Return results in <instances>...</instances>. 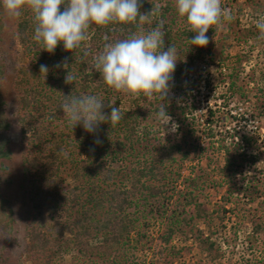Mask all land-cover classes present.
<instances>
[{
    "label": "trees",
    "instance_id": "obj_1",
    "mask_svg": "<svg viewBox=\"0 0 264 264\" xmlns=\"http://www.w3.org/2000/svg\"><path fill=\"white\" fill-rule=\"evenodd\" d=\"M155 3L157 2L153 1L151 5L148 4L147 8L151 9ZM60 8L62 11L64 5L62 4ZM21 12L23 15L17 24L16 37L25 52L24 56L30 59L15 69L12 97L16 103L10 100L6 88L3 86L0 88V160L3 163L11 159L10 132L14 124H19L24 139L27 136L25 128L30 126L32 133L27 141L28 152L22 157V166L24 179L28 185L27 199L30 202L28 217L31 218L25 235L24 253L29 254L32 260L40 261L41 264H52V255L62 249L59 238L64 233H69L78 252L76 257L83 258L86 264H97V261L109 264H137V260L133 258V250L137 246L133 245H136L134 242L139 243L143 237L138 231V218L141 213L139 207L152 199L163 197L168 187L175 189L174 183L177 184L178 180L174 179V182L170 175H173L175 171L173 167L177 161L184 165L188 160H195L194 156L200 155L199 151L204 154L212 147L210 155L214 152H224L223 169H230L229 174L237 180L238 174L242 171L238 169L239 166L257 163L260 153L250 151L257 141L254 134H242L238 140L236 134L213 140L217 136L211 118L208 120L210 128L203 130L199 121L189 126L187 135L195 138L194 147L189 148L191 144L188 145L186 138L170 144L161 136L158 137L151 129L154 127L151 120L160 105H166V110L178 127L183 125L192 113L191 108L188 110L185 106H175L169 101L170 96L163 100L157 95L149 98L142 93L131 94L134 106L130 108L122 106V99L126 97V93L116 92L103 82L100 74L92 69V58L99 53L105 43L126 38L133 32L138 34L144 24L139 28L135 24L96 25L89 39L82 42L81 49L65 51L60 49L62 46L60 44L55 52L50 54L39 48L35 50L38 46L32 39L33 14H30L27 6H24ZM173 12L175 11L171 1L160 5L159 15L163 18H168ZM154 17L159 20V16L152 18ZM4 26L0 18V39H3L1 34ZM193 35L194 33L188 31L184 19L169 21L168 24L165 22V50L172 44L177 52L187 51L183 47L189 43V37ZM256 36L258 34L249 30L242 38L256 39ZM84 50L88 51L87 56L83 55ZM33 55L37 57V61ZM65 56L70 61L68 69L78 77L74 84H65L67 70L56 67ZM41 64L56 67L57 70L54 74H51L53 70L47 73V76L54 80L48 91L49 83L44 78L46 75L40 73ZM183 67V62L176 66L169 94L179 96L183 93L191 96L192 91L197 88L195 79L182 81ZM7 68L5 58L0 57V80L6 78ZM230 77L232 78L231 83L229 82L230 89L236 88L237 80L240 79L239 72L233 70ZM238 89L234 92H238ZM69 94L97 95L105 101L103 111L106 114L111 111L107 106L109 101L113 103L112 106L120 108L122 118L115 126L110 127V123L99 125L100 144L90 143L85 149L82 146L84 142L82 127L79 125L69 127L62 109H59L63 97ZM177 109L180 112H177ZM210 114L214 115V112L210 110ZM225 119L223 117V120ZM47 120L62 123L64 128H68L67 132L58 134L51 132L46 124ZM203 133L211 139L207 148L200 146L203 142L201 136ZM228 138L231 142H227ZM154 139H158V146L151 144ZM142 143L143 148L140 146ZM77 148H81L78 155L75 154ZM179 153L180 159L177 157ZM112 154L126 155L132 159L133 164L129 169L116 165L109 166L107 159ZM180 163L177 165H182ZM5 168L6 166L1 165V169ZM64 174L70 177L73 183L64 184ZM180 177L181 172L178 170L177 178ZM191 189L184 194V197L186 196L184 201L188 206L198 203L195 200L194 188ZM7 202L8 200L0 195V238L12 234L13 231V210ZM53 207H60L65 212L63 222L50 221L46 217V210ZM134 207L138 209L137 212L132 210ZM196 207H198L196 216L191 215L188 220L182 217L179 222H175L178 220L176 218L169 224L161 240L170 243L173 235L182 230L185 223L190 224L195 220L193 217L208 219L211 222L215 220L214 215L203 205L196 204ZM167 211L166 208L165 212ZM258 220L252 221L253 234L264 235V213ZM134 231H137V236L134 235ZM198 231L200 233L195 237L202 251L212 260H217L221 255V245L212 238L213 236L205 237L203 230ZM8 251L7 245L0 247V264L8 259Z\"/></svg>",
    "mask_w": 264,
    "mask_h": 264
},
{
    "label": "rangeland",
    "instance_id": "obj_2",
    "mask_svg": "<svg viewBox=\"0 0 264 264\" xmlns=\"http://www.w3.org/2000/svg\"><path fill=\"white\" fill-rule=\"evenodd\" d=\"M153 1L162 5L168 0H143L139 10L144 13L149 12L151 9L147 6ZM169 1L174 8V0ZM220 2L221 7L231 14L232 19L222 20L220 24L209 28L206 33L209 37L207 46L190 47L188 43L183 47L187 51L176 53V66L182 62L184 65L182 81L195 79L197 88L192 91L191 96L183 93L179 96L169 94L168 96L171 97L169 101L175 106H185L188 110L191 108L193 114L188 111L189 118L177 128L175 133L166 132L154 115L151 120L154 127L151 129L158 137L161 136L170 144L186 138L188 145L191 144L190 148L194 147L195 138L187 135V130L192 124H197V121L200 122V128L203 130L210 128L208 120L211 118L217 136L213 140L229 134H236L238 140L242 134L252 133L257 141L250 151L260 153V156L255 165L245 163L239 166L238 169L242 171L238 174V180L229 174L230 169H223L224 152H214L215 155L213 153L210 155L212 147L204 154L199 151L200 155L196 154L195 160H188L184 165L177 161L173 167L175 171L170 175L173 180H178L177 184L174 183L175 189L168 187L163 197L152 199L139 207L141 213L138 218V231L143 237L139 236L141 241L134 242L136 245H133L137 246L133 250V258L137 260V264H264V235L261 233L256 236L252 231V221L255 219V222H258L259 216L264 213V39L259 37L255 27L258 13H264V0H220ZM22 15L21 12L18 17H10L0 8V18L5 25L1 34L3 39H0L2 45L0 57L5 58L8 65L7 76L0 80V88L3 86L7 89L13 103H16L12 97L15 69L30 59L24 56L25 52L16 37L17 24ZM158 19L165 18L159 15ZM173 19L181 21L184 18L173 12L168 15L165 22L168 24L169 21H175ZM150 21L151 23H144L142 28L147 30L154 26V21L157 22L155 17H151ZM95 26V24L89 25L87 40ZM249 30L258 34L256 39L242 38ZM38 48L36 47L35 50ZM60 49L63 50V46ZM67 56L62 61L67 58L68 64L70 61ZM33 58L37 61L35 55ZM48 68L53 70L51 74L57 72L56 67ZM233 70L239 72L240 79L237 80L236 88L230 89L229 82L232 81L230 76ZM44 78L49 83L48 91L54 80L48 76ZM238 87L241 89L239 90ZM235 89H238V92H234ZM132 100L131 94L126 93L121 104L130 108L134 106ZM178 110L177 112H180ZM210 110L214 115L210 114ZM223 117L226 119L223 120ZM46 124L55 134L67 132L68 129L57 121H48ZM81 129L84 135L82 146L86 149V146L90 143L94 144V141L99 139V128L95 133ZM25 132L27 136L24 139L19 124H14L10 132L11 159L3 163L0 160V195L8 200L7 204L12 208L14 216L12 234L0 238V247L7 245L9 248L8 259L2 264H41L40 261L32 260L29 254L24 253V240L31 218L28 217L30 202L27 199L28 185L24 179L22 157L28 152L27 141L32 133L30 126L25 128ZM201 136L203 142L200 146L207 148L211 142L210 138L205 133ZM227 142H231V139L228 138ZM151 144L158 146V139H154ZM140 146L143 148V143ZM80 150L81 148H77L75 154L81 153ZM177 157L180 159V153ZM107 160L109 166L116 165L123 169H129L133 164L132 159L126 155L112 154ZM179 163L182 165H177ZM1 165L6 168L1 169ZM178 170L181 172L180 178H177ZM63 180L64 184L73 183L66 174L63 175ZM191 188H194L196 194L195 200L198 202L196 204L203 205L214 215L215 220L211 222L208 219L193 217L195 220L192 223H185L182 230H178L173 235L171 242L165 243L161 240V236L171 222L176 218L178 220L175 222H179L182 217L188 220L191 215L197 214L196 204L188 206L184 201L186 198L184 194L192 190ZM166 208L167 212H165ZM132 210L137 212L138 209L134 207ZM46 217L50 221L63 222L66 216L60 207H53L46 210ZM198 230H203L205 237L213 236L212 238L221 245V255L217 260H212L202 251L195 237L200 233ZM134 235L137 236V231H134ZM71 238L72 235L69 233H64L59 238L62 249L52 255V264H86L83 258L76 257L78 252ZM97 264H109V262L97 261Z\"/></svg>",
    "mask_w": 264,
    "mask_h": 264
},
{
    "label": "clouds",
    "instance_id": "obj_3",
    "mask_svg": "<svg viewBox=\"0 0 264 264\" xmlns=\"http://www.w3.org/2000/svg\"><path fill=\"white\" fill-rule=\"evenodd\" d=\"M143 0H0L2 8L10 17H18L21 9L27 6L33 14L34 28L32 39L40 50L54 53L62 44L65 51L81 49L87 39L90 24H135L139 28L151 23L150 18L159 16L160 4H152L149 12H140ZM64 5L61 11L60 6ZM176 14L184 18L188 31L189 44L205 47L209 43L206 35L209 28L223 21H230L231 14L221 7L220 0H174ZM255 27L259 37L264 39V13H258ZM165 21L159 19L147 30L131 33L126 38L105 43L99 53L93 55L92 69L100 74L103 82L116 91L127 94H143L151 98L157 95L166 100L174 80L177 50L171 44L164 46ZM107 39V37H105ZM89 53L84 50L83 55ZM67 58L57 63V68L66 69L65 84H74L77 75L68 69ZM49 68L40 65V73L47 76ZM105 101L95 94L65 95L60 102L69 127L79 125L88 133H95L101 123L115 126L122 118L119 107L112 106L110 113L103 111ZM158 124L168 133H175L178 125L160 105L155 113ZM95 144L101 141L97 138Z\"/></svg>",
    "mask_w": 264,
    "mask_h": 264
}]
</instances>
